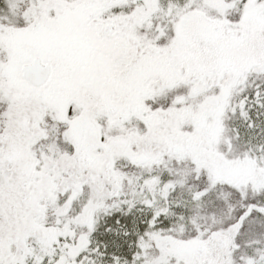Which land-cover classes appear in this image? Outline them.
Returning a JSON list of instances; mask_svg holds the SVG:
<instances>
[{
    "label": "snow or ice",
    "instance_id": "1",
    "mask_svg": "<svg viewBox=\"0 0 264 264\" xmlns=\"http://www.w3.org/2000/svg\"><path fill=\"white\" fill-rule=\"evenodd\" d=\"M0 264H264V0H0Z\"/></svg>",
    "mask_w": 264,
    "mask_h": 264
}]
</instances>
